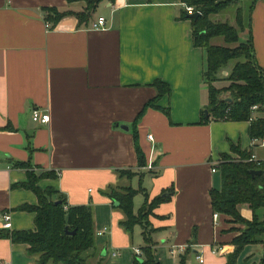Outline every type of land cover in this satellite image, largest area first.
<instances>
[{"label":"crops","instance_id":"obj_1","mask_svg":"<svg viewBox=\"0 0 264 264\" xmlns=\"http://www.w3.org/2000/svg\"><path fill=\"white\" fill-rule=\"evenodd\" d=\"M182 4L103 0L82 20L75 11L85 9V0H0V264H35L39 257L28 252L27 242L8 235L36 226L35 212L20 209L39 199L23 184L30 173L38 175L41 189L53 187L67 204L93 208L96 242L85 251L90 264H136V257H144L145 222L126 228V213L111 193L126 187L137 190L136 214L147 199L173 189L146 216L159 264H228L231 241L244 224L219 211L215 224L211 190L222 184L219 163L224 154L241 158L240 151L264 157V145L252 142L249 119L204 118L206 53L194 43ZM46 6L69 13L52 20ZM254 6L250 30L264 67V0ZM99 16L106 17L105 26H92ZM155 78L171 85L168 94L158 96ZM214 83L226 86L228 80ZM156 96L159 106L138 115ZM33 107L49 112V121H35ZM125 168L130 173L121 174ZM6 211L12 224L7 228ZM240 212L253 218L247 203ZM262 238L245 246L240 261L256 256L255 247L264 254Z\"/></svg>","mask_w":264,"mask_h":264},{"label":"trees","instance_id":"obj_2","mask_svg":"<svg viewBox=\"0 0 264 264\" xmlns=\"http://www.w3.org/2000/svg\"><path fill=\"white\" fill-rule=\"evenodd\" d=\"M86 7L82 11H75L80 19L90 18L91 13L103 0H85ZM257 0H183L192 5L201 13L191 19L193 23L192 38L195 45L204 48L206 65L204 78L208 84L209 102L206 105L209 116L222 119L250 120V134L252 138L264 136V67L256 59L253 36H251V14ZM233 7L232 16L216 18L213 14ZM182 16L188 17L187 8H182ZM46 17L57 20L69 11L58 10L56 7L46 6ZM248 28L247 37L242 31ZM221 36L225 43L214 42V38ZM230 60H235L227 76L222 72L227 68ZM226 79L228 85L217 86L214 81ZM159 88V95L168 94L171 85L161 78L152 81ZM228 92V95L224 94ZM149 100L140 115L148 106H159L157 97ZM257 105L256 109L252 106ZM169 113V106L163 108ZM254 110L258 114L254 116ZM204 118L205 111L203 110ZM208 116V117H209ZM207 117V118H208ZM139 118V117H138ZM138 132L135 131V145L139 160L144 163L141 146L137 144ZM234 150L238 147L232 144ZM241 158L235 159L224 154L219 163L222 173L220 188L211 190V203L214 211L223 212L231 221L241 222L244 227L241 233L233 237V249L227 253L228 264H264V254L258 258L248 255L240 261L241 253L248 243L263 241L264 234V168L248 160L250 151H240ZM261 169L260 174L253 176L251 169ZM121 174L130 173L129 169H121ZM29 181L23 182L27 187L38 193L35 204L24 203L20 209H29L35 212L36 226L33 229L12 230L8 232L11 239L17 242H27L29 253L39 254L35 264H48L49 262L63 264H90L87 260L86 250L95 245L96 237L93 222V208L89 204L69 205L65 197L57 193L56 189L49 187L41 189L37 185L38 175L29 174ZM168 195L159 194L151 201L143 204L141 211L134 213L133 196L137 192L132 187L125 190L113 189L112 194L125 213L123 225L131 230L137 222H145L143 235L145 244L142 247L144 257H136V264H159L155 259L152 244L154 240L151 232L153 228L146 220L147 214L161 200ZM55 194H58L55 196ZM59 200V201H57ZM248 204L253 211L251 219L245 218L240 212L242 204ZM74 230V233L66 230Z\"/></svg>","mask_w":264,"mask_h":264},{"label":"built area","instance_id":"obj_3","mask_svg":"<svg viewBox=\"0 0 264 264\" xmlns=\"http://www.w3.org/2000/svg\"><path fill=\"white\" fill-rule=\"evenodd\" d=\"M185 8H187L188 12L189 13H193L195 12V8L192 6V5H188L186 4L185 2H183ZM46 26H50V22L47 20L45 22ZM106 24V17L105 16H99L96 20H94L92 22V26L94 27H104ZM253 109H256L257 108V105H253L252 106ZM31 117L35 120V121H38L40 123H47L49 121V112L47 111H42L39 107H33V110H32V113H31ZM148 137L150 139H153V136L152 134H148ZM252 142L254 144L258 143V144H262L264 145V136H259V137H255L253 138ZM0 154H1V151H0ZM248 160H251L253 161L257 166H261L264 168V157H258L256 156L255 154H251L249 157H248ZM214 170V168H213ZM218 215H219V212L218 211H215L213 213V218H214V221H215V224L218 223ZM2 219H3V226L5 228L7 227H11L12 224H11V214L10 212H7L4 213L2 215ZM182 247V246H180ZM137 254H141L142 253V250H140L139 248H136L135 249ZM176 251V248H175V245L172 246L171 248V252H175ZM198 258H199V261L202 262L203 261V257L201 255H198Z\"/></svg>","mask_w":264,"mask_h":264},{"label":"rangeland","instance_id":"obj_4","mask_svg":"<svg viewBox=\"0 0 264 264\" xmlns=\"http://www.w3.org/2000/svg\"><path fill=\"white\" fill-rule=\"evenodd\" d=\"M180 7H182V8H184L185 6H184V4H182V5H180ZM232 14H233V7L232 6H229L228 8H226L224 11H221V12H219L218 14H213L212 16H214V17H216V18H224L225 16H232ZM243 37H244V35H242ZM214 42H217V43H225V41H224V38L223 37H221V36H218V37H215L214 38V40H213ZM235 60H230L229 61V65H231V64H233V62H234ZM228 68V67H227ZM227 68H224V70H227ZM223 70V71H224ZM248 250V249H247ZM247 250L245 249V251L244 252H246V253H248L247 252ZM254 250V253H255V255L256 256H254L255 258H258V254H260V252H261V254H263L262 252H263V250H262V248L260 249V248H254L253 249ZM254 257H252V258H254Z\"/></svg>","mask_w":264,"mask_h":264},{"label":"water","instance_id":"obj_5","mask_svg":"<svg viewBox=\"0 0 264 264\" xmlns=\"http://www.w3.org/2000/svg\"><path fill=\"white\" fill-rule=\"evenodd\" d=\"M200 13H201L200 10H195V12H193V13H188V16H189V17H192V18H195V17H197ZM205 113H206L207 116L209 115L207 109H205ZM120 127H121L122 129H128V128H129V125L126 124V123H124V124L121 123V124H120ZM250 172H252V175H253V176H256V175L260 174L261 169L253 168V169L250 170ZM57 201H59V200H57ZM66 231H67V232H70V233H74V232H75V229H74V230H68V229H67Z\"/></svg>","mask_w":264,"mask_h":264}]
</instances>
